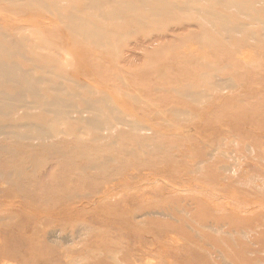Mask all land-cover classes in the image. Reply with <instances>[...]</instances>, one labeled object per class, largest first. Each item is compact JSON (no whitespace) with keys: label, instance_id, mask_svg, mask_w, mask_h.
I'll return each mask as SVG.
<instances>
[{"label":"rangeland","instance_id":"rangeland-1","mask_svg":"<svg viewBox=\"0 0 264 264\" xmlns=\"http://www.w3.org/2000/svg\"><path fill=\"white\" fill-rule=\"evenodd\" d=\"M21 4L0 0V26L39 44L41 67L69 52L54 72L101 88L136 128L77 140L58 120L46 140L0 135V264H264L263 31L242 42L250 29L225 36L182 16L140 25V6L91 17L112 32L108 47Z\"/></svg>","mask_w":264,"mask_h":264},{"label":"bare ground","instance_id":"bare-ground-1","mask_svg":"<svg viewBox=\"0 0 264 264\" xmlns=\"http://www.w3.org/2000/svg\"><path fill=\"white\" fill-rule=\"evenodd\" d=\"M6 1L15 5L21 2L22 7L35 6L37 10L45 14L49 13L48 16L46 15L49 20L46 23L49 26L57 27L62 23L75 35L80 34L83 37L93 39V42L97 44H104L108 47L112 45L110 39L112 32H108L103 26L98 25L93 19L91 20V17L114 18L120 14L119 12H133L140 6L147 10L145 14L139 13L134 16L140 25L147 21L157 22L162 19L170 21L182 16L188 21L191 18L204 25L208 24L214 29L222 31L226 34L225 36L243 35L250 29L251 36L239 38L242 42L258 38L256 27L263 31L262 36L264 37V0H127L122 3L114 0L116 3L112 9L104 7V4L109 1L89 0L88 8H100L99 13H92L90 18L81 17L78 14L79 8L71 3H69L72 7L70 11L59 13L57 0L50 3L42 0ZM62 2H67V0H62ZM55 12L59 13L58 18ZM52 16L54 19L51 18ZM241 18H246L249 23L241 22ZM19 36L17 38V35H11L5 25L0 26L1 136H8V138L16 140H46L57 135L55 130L59 125L58 120H62L61 123L65 122L69 129L76 130L61 129V132H65V134L71 132L79 134L83 133L84 130H92L107 133V137H104L106 140L112 134L125 133L127 130L124 127L136 128L130 119L121 116L117 109L107 102L109 99L101 92V88H97L92 83H88V85L80 82L83 84L80 85L78 84L79 81L76 80L77 76L58 75L54 72V62L61 61L62 64L68 65L67 63L70 62L69 52H65L62 59L51 56L52 60L49 61V64L46 62L47 64L41 67L40 61L47 59V56L37 52L36 46L39 44L32 42L28 37ZM63 38L65 39V36ZM27 48L30 50L28 51ZM29 52L32 54L30 55ZM241 54L242 57L246 56L244 52ZM15 57L23 58L35 68L22 67L14 61ZM36 69H41L43 74L36 73ZM51 75L57 76L58 80L52 79L53 76ZM61 79H66L70 85L65 84ZM77 84L82 86L83 92L78 90L80 87ZM180 93L190 96L189 90ZM45 115L49 116V121L44 120ZM80 137L78 135L77 140ZM114 142L115 139L114 141L110 140V144ZM56 155L58 156L60 153ZM108 186L103 189L107 194L112 191Z\"/></svg>","mask_w":264,"mask_h":264}]
</instances>
